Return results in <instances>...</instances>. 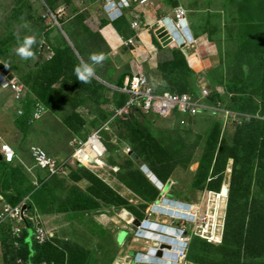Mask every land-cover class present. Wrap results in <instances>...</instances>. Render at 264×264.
<instances>
[{
	"label": "rangeland",
	"instance_id": "1",
	"mask_svg": "<svg viewBox=\"0 0 264 264\" xmlns=\"http://www.w3.org/2000/svg\"><path fill=\"white\" fill-rule=\"evenodd\" d=\"M158 1L172 9L183 5L188 9L187 17L193 32L197 30L205 34L208 40L204 58L195 53L194 63L193 55L190 57L193 69L183 61L178 48L163 51L162 54L166 55L164 58L154 56L164 84L174 87L172 91L176 93L184 91L191 95H195L202 85H207L211 90L217 88L220 93L223 90L226 95L222 99L226 107L239 113L247 112L253 120L234 126L224 125L219 115L205 116L183 127L156 116L142 118L139 113L137 122L127 117L110 120L111 100L119 87V76L126 71L129 75L128 69L133 66L140 70L148 69L151 55L142 61L143 68L140 61H124L120 49L116 55H105V47L96 37L101 33L98 28L88 25L92 12L85 10V0H56L54 3L61 20L66 21L67 32L76 41L69 37L57 15H52L49 0H3L0 2V58L16 75V80L22 83L27 97L24 102L16 101L9 86L4 87L0 83V135L6 142L17 144L11 143L20 156L27 153L26 156L31 157L33 145H38L62 162L71 159L75 152L76 146L72 145L75 139L86 141L96 128H105L101 130L106 148L102 166L94 167L96 170L70 164L60 176L49 180V195L44 196L42 192L36 195L38 209L32 214L37 219L34 222L42 224H38V227L43 228L51 238L49 242L54 252L63 253L66 263H70L76 254L82 256L84 251L86 264H134V256L138 252L145 254L150 245L159 244L158 241L149 240H146L148 243L143 240L134 242V230L129 225L134 218L129 212L130 208L142 213L144 210L146 213L151 211V201L142 200L137 188L142 180L152 184L144 175L148 171L161 185L166 180L163 178H167L163 185L167 188L165 193H169L174 200L198 209L193 215L194 221L183 226L187 229L185 237L188 241L181 264H264V241L257 243L254 250L245 248V245L240 249L237 245H226L224 242L209 244L201 234L203 229L216 233L226 231L224 207L217 200L212 205L207 202V192L218 185L219 188H234L239 196L238 202L249 205L248 211L252 210L255 200L259 202L258 208L262 212L264 210V171L259 167L261 155L252 153L258 148L264 156V0ZM65 4L76 5L80 12L78 17H85L81 20L77 16L72 18L75 12L72 6L65 8ZM41 16L46 18L45 22L40 20L43 19ZM132 33L128 27L125 35H119L127 38ZM152 35L153 45L156 46L154 31ZM26 36L35 38L31 45L33 56L22 59L16 53V48ZM61 36L73 40L75 50L79 51L75 43L82 44L81 50L86 55L83 57L80 51H77L79 57L68 54L64 59L63 71H49L42 75L41 81L47 82L49 77L52 78L48 82L53 83L54 101L44 116L30 121L32 126L29 133L24 135L16 122L20 117L18 111L20 108L27 111L30 101L38 99L34 90L38 75H41V68L47 66V61L54 60L57 44L53 45V39L62 42ZM122 46L126 50L128 47L133 49L132 46ZM101 54L104 58L99 63L90 59L92 55ZM81 63L93 66L92 76L87 82L78 79L75 72ZM66 65L71 67L67 70ZM119 99L122 100L121 95ZM131 128L138 133L130 132ZM142 143L154 148L157 155L150 158L149 164L144 162L143 156L139 162L137 159L136 165L132 162L134 166H131L126 150H132ZM30 157L26 161L21 156L26 165L33 169L37 166ZM215 162L216 167H213ZM17 163L23 166L20 160ZM208 168L212 170L209 180L213 181L207 180L195 191L191 190V180L197 170ZM36 170L39 169H34L30 179L35 185H40L37 173L40 178L41 173ZM70 199L80 204L84 199H90V206L94 210H63ZM218 217L221 221H217ZM151 221L166 224L169 220L155 216ZM173 223V226L179 227V222ZM262 228L264 230V221L258 222L250 233H259ZM119 232L121 238L118 242ZM258 246L261 247L260 251ZM2 258L1 249L0 264H3ZM51 261L58 264L54 253H51Z\"/></svg>",
	"mask_w": 264,
	"mask_h": 264
},
{
	"label": "built area",
	"instance_id": "2",
	"mask_svg": "<svg viewBox=\"0 0 264 264\" xmlns=\"http://www.w3.org/2000/svg\"><path fill=\"white\" fill-rule=\"evenodd\" d=\"M3 0H0L2 2ZM83 1V0H81ZM93 3H98L101 5L102 11L104 13V17L109 23L112 21L126 16L129 21V27L134 31V34L130 37L123 38L122 43L127 46H132V52L139 53L138 43H140L139 35L142 27H144L143 20H146L145 17V9H156L159 8L158 0H91ZM186 9L183 6H178L174 9L173 15H167L165 17H161L157 19L156 28L153 29L155 31L165 25V20L170 16L171 19L175 22L178 28H181V22L186 18ZM55 13L52 12V15ZM55 16V15H54ZM56 20V19H55ZM138 49V50H137ZM9 88L14 94L15 100L18 102H24L27 97V93H25V88L20 81L16 79L10 81ZM119 91L127 93V98L125 103L118 108L114 109L113 114L109 117V119H113L114 117L119 116L120 118H126L130 116V114L135 112H141L144 116L149 117H159L164 118L166 120H170L174 122L179 127L192 125L193 121L199 117L212 116L215 117L219 115L221 120L224 121V125H236L241 123L240 114L237 112H233L231 109L227 108L225 104L221 102L220 96L222 93L216 92L213 93L209 90L206 85H202L198 92L195 95H191L189 93H174L169 92L168 90H164L160 87L158 82L152 81L146 73H144L139 68H135L133 74L131 76H126L124 80V85L122 87H118ZM219 90V89H218ZM216 94L218 98L215 96L214 101H210V98ZM25 95V99L22 100ZM36 102V101H35ZM48 107L40 101H37L33 106L32 112V120H39L42 116H44L48 112ZM19 115L24 116L26 111L24 108L19 109ZM220 121V120H219ZM33 123V122H31ZM105 129L104 126H100L96 128L87 138L86 141L75 139L72 142V145L76 146V150L71 156V159L59 162L57 158L52 157L46 149L42 146H33L31 149L32 156L36 163V166L46 172H48L49 178L54 177L56 175H61L65 169H68L70 164L76 166H86L93 169L94 167H101L103 159L106 154V148L103 143L101 130ZM0 152L4 158V161L7 163H15L19 160L18 153L16 149L9 143H7L4 138L0 135ZM130 149L126 150V155L130 153ZM85 157H89L90 159L85 162L83 159ZM29 171L32 170L31 167L27 166L22 160H20ZM92 170V169H91ZM98 170V169H96ZM213 198L212 192H207V202ZM30 198L27 197L21 204L18 206H13L9 204L4 195L0 193V225L11 222L12 223V236L14 239L21 238L24 228L27 225V221H31V224L34 229V240L39 245H44L49 242L51 238L44 231L43 228H39L38 224L42 226L41 223H35L34 220L36 216H33L28 212V209L23 212L24 205L28 204V200ZM198 212V211H197ZM153 215L152 212L148 213V216ZM192 216V215H191ZM133 221V220H131ZM146 222V221H145ZM188 223V221H182V224L179 228L180 234H187V229L183 227L184 223ZM206 226V225H205ZM146 229L145 233H142V230ZM138 232L142 234H148L147 228L143 226L138 228ZM202 238L206 240H210L211 237H208V231L202 230ZM134 241H139L144 237L134 233ZM171 237V236H170ZM182 239V237H179ZM178 238V239H179ZM187 241L186 238L182 239V242L185 245L178 253V264L185 259V252L187 249ZM16 247L19 246L18 242H15ZM12 264H25L22 260H17ZM171 264V263H167Z\"/></svg>",
	"mask_w": 264,
	"mask_h": 264
},
{
	"label": "trees",
	"instance_id": "3",
	"mask_svg": "<svg viewBox=\"0 0 264 264\" xmlns=\"http://www.w3.org/2000/svg\"><path fill=\"white\" fill-rule=\"evenodd\" d=\"M55 1L56 0H49V4H50L49 9L57 15V17L59 18L60 22L63 24V26L67 32L69 30L65 26L66 21L61 20L60 14L58 13V10H57V7L56 8L54 7ZM263 4H264V2H263ZM68 6L69 7L72 6L73 11L75 12L74 13L75 15L72 18H74L76 16L78 17V15L80 14L78 7L76 5L74 6V4H72V5L65 4V8H67ZM41 17L43 19H40V20L45 22L46 18H44L43 16H41ZM84 17H85L84 15H80L78 18H79V20H81ZM107 23H108V21H106V20L103 21L104 25H106ZM112 23H113L114 27L116 28V30L118 31L119 34L125 35V29L126 28L128 29V27H129V21H128V18L126 16L120 17V18L112 21ZM51 31H53V30H51ZM51 31L49 32V34L51 33ZM73 34L75 35V32H73ZM80 35H81V33H80ZM69 37L73 38V36H71V33L69 34ZM96 37L99 38V40L102 42V44L105 47L106 52L104 54L105 55L109 54L111 52L110 51L111 49H110V47H108V43L105 40V38L102 35H98ZM154 38L156 39L157 46L160 48H163L155 36H154ZM40 39H41V35L38 36V40H40ZM73 39H74V41L77 40L76 38H73ZM61 41L62 42H60V39H57V38L53 39V45L55 46L57 44V47H55L54 60L53 61L52 60L47 61L48 62L47 66L45 68H41V71H40L41 75H38L39 79L37 80V85L34 86V90L38 94V96H37L38 99H36L35 101L36 102L37 101L42 102L48 108L52 105V102L54 101V95H53V89H52L53 83L48 82V81L52 80V78H50V77H49V80L47 82L45 80L41 81L42 75L46 74L49 71H55V72L56 71H63L64 59L67 57L68 54L70 56L75 55V56L79 57V55L77 53L80 51L81 54L83 55V57H85V55H86V52H84V50L83 51L81 50L82 44H76L75 43L76 47L79 49V51H78V50H75L74 46L72 45L73 40H68L65 36H64V38L61 36ZM83 46L85 47L86 45H83ZM50 47L52 48V46H50ZM74 50L76 51V54H75ZM181 58L185 62L184 57L182 56ZM69 67H71V66L66 65L67 70L69 69ZM161 67H162V65H161ZM157 69H158V72L160 73L161 77L163 78L161 70L158 67H157ZM55 72L53 73V75L55 74ZM127 74H128V72L126 71L125 73H123L122 75L119 76V78L117 80L118 86H123L124 79H125ZM160 75H159V78H160ZM180 75H181V73H180ZM163 88L168 90L169 92L176 93V91H172V89H174V87L169 86L168 84L167 85L163 84ZM116 91L113 94V99L111 100L113 107H112L111 113H109V115H108V118L113 114L115 108L121 107L125 103L126 98H127V93L121 92L119 90H116ZM182 93H188V92L181 91L178 94H182ZM120 95L122 97V100L119 99ZM215 97L218 98V96L216 94H215ZM218 99H220V98H218ZM212 100H213V98H212ZM33 102H34V100L30 101V105L27 108L26 114L24 116H20L19 117L20 119L18 118L16 121L19 129H21L23 131V134H25V135H27L29 133L30 127L32 126L30 124V121L32 118L33 106L36 103V102H34V103ZM138 113L142 114V118H144V115L141 112L132 113L127 118L128 119L133 118L137 122V119L139 117L137 115ZM119 119H120V117L117 116L111 120L115 121V120H119ZM145 119H147V117ZM100 121H103V120H100ZM138 122H139V120H138ZM134 125H137V123H135ZM134 125H133V128H134ZM133 128H131L130 132L138 133V132H134ZM142 131H143V129H142ZM130 151L137 156V159H138L137 162H139V160H141L143 158V156H145L144 162L146 164L151 163L150 158L152 156L157 155V152L154 148L148 147V145H145L143 143L140 144L139 146H137V145L134 146L132 148V150H130ZM252 153L255 156L261 155V162L259 164V167H260L261 171H264L263 153L260 152L258 148L253 150ZM150 154H153V155H150ZM211 156H212V154H211ZM31 157L34 161L32 153H31ZM19 160H21V159L19 158ZM127 160L131 166H134L135 163L133 164L132 161L129 159V157L127 158ZM17 162L10 164V163L5 162L4 160L0 161V193L2 195H4L7 202L13 206H18L27 197L30 196V199L27 202L28 203L27 209H28V212L30 214H34L38 209V206L36 203L37 202L36 201V195L41 193V192L43 193L44 196L49 195V192H48V189H49L48 186L50 185L49 180H51L54 177L57 178L60 175H56L54 177L49 178L48 172H46V171H44L38 167H35V168L39 169L36 171L37 172L39 171L41 173V175H40L41 178L39 177V175L37 173V176L40 180V185H35V183L32 182V180L30 179V174L33 173L35 168H33L31 170L32 172H29L27 167L22 162L21 163L24 167L21 166L20 164H19L20 166L17 165L18 164ZM213 167H216V162H215V166H213ZM216 171H217V169H216ZM210 174H212V170H209V168L205 169L203 171L197 170V172L194 174V176L192 177V180H191V183H192L191 190L195 191L200 184L206 182L207 179L210 178ZM214 174H216V172ZM29 179H30L32 184H30ZM163 179H166L162 183V185H165L167 182V178H163ZM211 181H213V180H211ZM137 188H139V190L141 192V194H139L140 198L142 200H148L149 199V201H151L150 205L155 204L158 197L161 195V193L160 194L158 193L160 191L155 189V187L152 184H150L147 180H142V182H138ZM213 190L218 191L219 185ZM167 194H169V193H167ZM236 194H237V191L235 192L234 188L231 189L229 192V202H228V206H227L226 231H225V237H224V243L223 244H226V245L230 244L232 246L237 245L240 247V249L242 248L241 246L245 245L244 246L245 248L254 250V246L257 243L259 244V242L264 241V230L262 228V230L259 233H253V232L250 233V230L252 228H254V226H257L258 222L261 223L264 221V210L262 212L261 208H258L259 202L257 200H255V202L253 203L252 210L248 211L249 205L240 204L238 202L239 196H237ZM90 204H91L90 199H84L82 204H80L79 201H75L73 199H70L65 204L63 210L72 211V212L73 211H93L94 208L91 207ZM134 209L130 208L129 212L135 218V220L142 222L145 219L146 210H144V208H143L144 213H142L138 209H135V210ZM124 214L126 215V213H124ZM152 218H153V216H152ZM26 223H27V225L24 228V231H23L21 238H19V239H17V238L14 239V237L12 236V233H11L12 223L11 222H7V223L0 225V250L2 249V251H3V258H2L3 264H12V263H15L17 260H22L25 264H53L54 261H51V253L55 254V256L58 260V262H57L58 264H86L84 261V257H86L87 255L84 251L82 252V256H78L76 254V256L71 260L70 263H66L64 260L63 253L54 252L53 246L51 245L50 242L46 243L44 245H39L34 240V233L35 232H34L32 224H31V221H27ZM249 225L251 226L250 229H249ZM15 242L19 243V246L17 248L14 247ZM258 248L260 251L261 247L258 246Z\"/></svg>",
	"mask_w": 264,
	"mask_h": 264
},
{
	"label": "clouds",
	"instance_id": "4",
	"mask_svg": "<svg viewBox=\"0 0 264 264\" xmlns=\"http://www.w3.org/2000/svg\"><path fill=\"white\" fill-rule=\"evenodd\" d=\"M180 6V5H179ZM182 6V5H181ZM185 8V7H184ZM186 9V8H185ZM186 11H187V13H186V18L181 22V25H182V27L181 28H178L177 26H176V24H175V22L173 21V19H171V17L169 16L168 18H170L172 21H173V23L175 24V26H176V29H178L179 31H180V42H179V40H178V38L177 37H174V39L167 45V46H169L170 48H178V49H180V51H181V53H182V55H183V57H184V60H185V62H186V64H187V66H189V67H191V69H193V66L191 65V63H190V61H191V58H193V60H194V63H196L195 62V58H196V56H195V49H193V47H194V44L196 43V40H197V36H195V34L194 33H192L191 32V28H190V26H191V24H190V22H188L187 21V14H188V10L186 9ZM167 18V19H168ZM166 21V20H165ZM186 25H185V24ZM164 26H166V23H165V25ZM188 28V31H189V37L187 36V34L185 33L186 31H185V28ZM154 36L156 37V38H158V36H157V34H155L154 33ZM159 40H160V38H158ZM157 39V40H158ZM35 42V38H34V36H26V37H24L21 41H19V43H18V46H17V48H16V53L22 58V59H28V58H31L32 56H33V52L31 51V45L33 44ZM160 42H161V46L164 48V47H166V46H163V43H162V41L160 40ZM159 42V43H160ZM193 55V57H191ZM195 56V57H194ZM191 57V58H190ZM103 55L101 54V55H92L91 57H90V59L93 61V62H95V63H99L101 60H103ZM135 70V69H134ZM158 70V69H157ZM75 72H76V74H77V77H78V79H80V80H82V81H84V82H87L88 81V79L92 76V73H93V67H92V65H90V64H88V63H81L80 65H78L76 68H75ZM134 72V71H133ZM133 72L131 73V74H129V75H127V76H131L132 74H133ZM146 75H147V73H146ZM148 76V75H147ZM149 77V76H148ZM126 78V77H125ZM152 81H154V82H158L159 84H160V87L162 88V89H164L163 88V84H164V82L159 78V81L158 80H153L151 77H149ZM125 80V79H124ZM0 83H1V85H2V82L0 81ZM124 85V84H123ZM119 87H122V86H119ZM206 87H208L207 85H206ZM208 89L209 90H211L209 87H208ZM217 89V88H216ZM216 89L215 90H211L213 93H215L216 92ZM164 90H166V89H164ZM224 92V91H223ZM226 94H225V92L223 93V95H221L220 96V100H221V102H223L224 103V100L222 99V97L223 96H225ZM215 94L210 98V101H214L215 100ZM212 98H213V100H212ZM225 104V103H224ZM226 106V105H225ZM228 108V107H227ZM230 109V108H229ZM233 112H237V111H234V110H232ZM27 112V111H26ZM237 113H239V112H237ZM240 114V117H241V123L240 124H236V125H234V126H237V125H241L242 123H246V122H248V121H250V120H253L252 119V116H251V114H249V113H247V112H242V113H239ZM221 124H222V122H221V120L219 121ZM8 143V142H7ZM10 144V143H9ZM35 146V145H34ZM17 151V150H16ZM1 153V152H0ZM18 153V152H17ZM132 152H130L129 154H131ZM128 154V155H129ZM207 180H209V179H207ZM210 181V180H209ZM163 186V185H162ZM222 188H226V187H222ZM222 188H219V190L218 191H214V190H209L208 192H212L213 193V198H211V200H209V203L211 202V205H212V203L214 202L215 203V201L217 200V203H220L219 205H221V206H223L224 207V210H225V212L224 213H227V211H226V209H227V206H228V202H229V192H230V189H228V188H226V189H228V193L226 194V195H224V196H222L223 194L221 193V190H222ZM221 201H224V203H222ZM178 203V202H177ZM179 203H181V204H185V203H183V202H179ZM28 205V204H27ZM154 205V204H153ZM152 205V206H153ZM185 205H187L188 206V211L187 212H185L186 214H187V216L188 217H191V220H182V219H179V218H174L173 219V217H168V216H164V215H161V214H159L158 213V215L156 214V213H153V215H151V216H148V213H146L145 212V219L142 221V222H140L141 224H143V223H147L148 225H149V227L151 226V225H154V226H156V228L157 227H160V230H158L157 231V229H154V230H151V229H148L147 228V231H148V234H151V235H153V236H156V237H162V238H164L165 240L166 239H175V237H173V236H171L170 237V235H168V234H166L165 233V231H163L164 229H172L173 231H178L179 232V228H180V226H181V224H182V221H194V214L198 211V209L197 208H195V207H193V206H191L190 204H185ZM161 206V205H160ZM151 212V211H150ZM192 215V216H191ZM152 216L153 217H155V216H158V217H166V218H168V222H166V224H160V223H156V222H152L151 221V219H153L152 218ZM219 218V220H217V221H221V218L220 217H218ZM135 219L133 218V221H134ZM146 221V222H145ZM173 222H179L180 224H179V227H173L172 226V223ZM184 223V222H183ZM191 222H188V223H184V224H190ZM184 224H183V226H184ZM130 226H131V229L132 230H134V233H136L137 231H138V228H134V227H132V221H131V223L129 224ZM203 227H206V226H203ZM216 230H217V228H215ZM207 231H208V237H211V239H210V241H209V239L208 240H206V239H204L203 238V240L204 241H206L207 243H209V244H215V243H213V242H216V244H218L219 243V236H218V233H216V232H214V230H209V229H207ZM219 232V231H218ZM213 234V235H212ZM146 236V235H145ZM180 236L181 237H185V235L184 234H180ZM217 236V237H216ZM186 238V237H185ZM134 240V239H133ZM143 241H145V242H147L148 243V241H146V240H143ZM157 245V244H156ZM153 247H155V246H149L148 248H153ZM182 250V249H181ZM172 252H174L173 250L171 251V250H167V253H169V254H173ZM146 253H147V251H146ZM145 253V254H146ZM137 254H141V255H145L144 253H137ZM136 254V255H137ZM134 259H135V256H134ZM162 260H163V264H167V263H171L172 264V262L170 261V260H168V259H164L163 257H162ZM143 264H146V263H144V262H142ZM177 264H178V256H177V262H176ZM141 264V263H140Z\"/></svg>",
	"mask_w": 264,
	"mask_h": 264
},
{
	"label": "crops",
	"instance_id": "5",
	"mask_svg": "<svg viewBox=\"0 0 264 264\" xmlns=\"http://www.w3.org/2000/svg\"><path fill=\"white\" fill-rule=\"evenodd\" d=\"M159 5H160V7L159 8H156L154 10L151 9V8L145 9V12H146L145 13L146 20H143V21H145L144 24H143L144 27H142V29H141V32H140V35H139L140 43H138V49H140L139 50V53H142V55H140L137 52H133L134 53L133 54L131 52V50H130L129 47H128V50H126L124 48V46H122V44H123L122 43V39L120 38V35H119L118 31L116 30V28L114 27L113 23H109L108 22L106 25L103 24V21H105L106 18L104 17V13L102 11L101 5H99L98 3L97 4L96 3H93L91 0H85V4H84L85 10H88L89 9L92 12L91 18L88 20V23L90 21V24H88V25L91 26L92 28H98V31L105 38V40L107 41V43L110 45V49H111L110 50L111 52L109 53L110 56L111 55H116L119 52V49L122 50L119 53H120V55L122 57H124L123 58L124 61H132V62H135L137 60V61L142 62L144 60L149 59V56L151 55L150 61H149V64H150L149 65V68L148 69L145 68V70H144V68H143V62L141 63V67L143 68L142 71L144 73H147V75L149 77H151L155 81L156 80L159 81V72L157 70V66H156V62H155L154 56H158L159 59L161 57L164 58L166 55H163L162 52L163 51H168L170 49V47L169 46H166L164 48H167V49L163 50V48H160L157 45L154 46L153 45L154 44V40H153L152 32H153V29L156 28L157 19L158 18H161V17H165L167 15H170L171 16L173 14L174 9H175V8L172 9V8L168 7V5H166L164 3H160L159 2ZM187 21L189 22L188 17H187ZM190 28H191V26H190ZM190 30L194 34H196V33H197V35L199 34L197 36V40H196V43L194 44L193 49H195V52H196L197 55L198 54L199 55L201 54V56L204 58V55H205L204 52H206L205 51V46L207 45L208 40L205 37V34H202L201 32H198L197 30H195L193 32L192 28ZM131 31L133 33L130 36H132L134 34V31L132 29H131ZM158 41L160 42L159 39H158ZM160 44H161V42H160ZM150 46H152V47H150ZM113 48H114L113 51H114L115 54L112 53V49ZM131 66H133V65H131ZM134 69H135L134 66L131 67V69H128L129 70V74L132 73L134 71ZM11 143L14 144V145H17L13 141H11ZM26 155H27V153H22L21 156H22V158L24 160L28 161L29 160L28 157H30V156H26ZM18 156H19V158L21 160H23L21 158V156L19 155V153H18Z\"/></svg>",
	"mask_w": 264,
	"mask_h": 264
},
{
	"label": "water",
	"instance_id": "6",
	"mask_svg": "<svg viewBox=\"0 0 264 264\" xmlns=\"http://www.w3.org/2000/svg\"><path fill=\"white\" fill-rule=\"evenodd\" d=\"M165 23H166V26H161L155 31V34H157L158 38H160V40L162 41L163 46H167L174 39V37H177L180 42V31L176 29V26L173 23V21L170 18H168L166 19ZM185 31H186L185 33L189 37V31L187 27L185 28ZM15 79H16V75L11 71V69L5 63L1 61V58H0V81L2 82V85L4 87H8L10 84V81H13ZM128 157L133 163H136L137 156L134 153L129 154ZM3 160L4 158L2 154L0 153V161H3ZM144 175L148 178V180H150V178L155 180V178L148 171H145ZM155 181L158 182L157 180ZM150 182L152 181L150 180ZM152 184L154 185L155 183L152 182ZM158 184L157 185L155 184L154 186L156 189L161 191V195L159 199H157L156 203L151 207L150 209L151 212L159 213L161 215L168 216V217L179 218L182 220H191V217H188L187 214L185 213L188 211V206L185 204L177 203L175 202L173 198H170V197L161 198L162 195L167 196V193H165V190L167 188L165 186H162L159 182ZM221 193L227 194L228 189L222 188ZM27 208H28L27 204L24 205L23 212L26 211ZM141 226H143L144 228L151 229V230H154V229H157V231L160 230V227L156 228V226L154 225H151L149 227L147 223L141 224L138 220H134L132 223V227L134 228H139ZM163 231H165L166 234L173 236L175 238L180 237V232L178 231H173L172 229H164ZM137 234L138 236L139 235L143 236L141 232L137 231ZM151 236L153 235L146 234L145 238L151 237ZM120 238H121V234L119 232L117 236L118 242ZM153 238H155L159 242V244H157V246L153 248H148L147 253L145 255L137 254L134 259V264H140L142 262L146 264H163L162 257L164 259L170 260L172 264H177L176 263L177 256L175 255V253L173 254L167 253V250L168 251L171 250L170 248L171 245L177 247V242L174 239L165 240L162 237H156V236H153ZM141 258L143 259V261L140 260Z\"/></svg>",
	"mask_w": 264,
	"mask_h": 264
},
{
	"label": "bare ground",
	"instance_id": "7",
	"mask_svg": "<svg viewBox=\"0 0 264 264\" xmlns=\"http://www.w3.org/2000/svg\"><path fill=\"white\" fill-rule=\"evenodd\" d=\"M90 158L89 157H85L84 159H83V161H85V162H87L88 160H89ZM150 180L152 181V182H154L155 184H158V182H156L154 179H152V178H150ZM159 185V184H158ZM158 190V189H157ZM160 191V190H159ZM161 192V191H160ZM155 213V212H154ZM157 215H158V213H156ZM195 215V214H194ZM174 219V218H173ZM188 222H192V221H188ZM212 227H213V225H212ZM218 229V228H217ZM206 230V229H205ZM146 232V230L145 229H143L142 230V233H145ZM144 235H146V234H143V236ZM213 235V234H212ZM141 240H149V241H157L155 238H153V236H151V237H146L145 239L144 238H141ZM176 242H177V247L176 246H173V245H171L173 248H174V252L173 253H175V255L176 256H178V253L181 251V249H183V248H185V245H184V243L182 242V239H178V238H175L174 239ZM179 245H180V247H179ZM182 245H183V247H182ZM171 248V247H170ZM172 249V248H171ZM176 251V252H175ZM141 261H143V259L141 258L140 259ZM141 264H143V263H141Z\"/></svg>",
	"mask_w": 264,
	"mask_h": 264
},
{
	"label": "flooded vegetation",
	"instance_id": "8",
	"mask_svg": "<svg viewBox=\"0 0 264 264\" xmlns=\"http://www.w3.org/2000/svg\"><path fill=\"white\" fill-rule=\"evenodd\" d=\"M160 197V196H159ZM159 197H158V199H159ZM166 197H170V198H172L169 194H167V196H162L161 198H166ZM174 199V198H173ZM175 202H183V201H178V200H175ZM156 203V202H155ZM225 218H227V213L225 214V216H224V222H225V224H226V221H225ZM174 225V223H172V226ZM173 227H175V226H173ZM218 238H219V243H223L224 242V237H225V232H218Z\"/></svg>",
	"mask_w": 264,
	"mask_h": 264
}]
</instances>
